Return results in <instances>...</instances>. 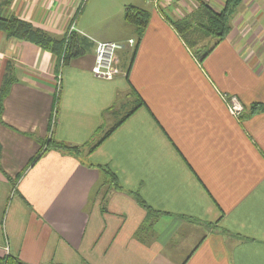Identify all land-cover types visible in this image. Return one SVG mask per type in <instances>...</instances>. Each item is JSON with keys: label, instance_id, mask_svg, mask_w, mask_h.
Returning <instances> with one entry per match:
<instances>
[{"label": "crops", "instance_id": "obj_1", "mask_svg": "<svg viewBox=\"0 0 264 264\" xmlns=\"http://www.w3.org/2000/svg\"><path fill=\"white\" fill-rule=\"evenodd\" d=\"M200 1L135 0L110 13L103 0H0L4 15L91 42L64 65L0 30V88L8 64L17 77L0 115V256L29 264H264V111L241 120L227 101L264 102V0H242L230 31L202 60L170 22ZM129 4L150 11L139 43L124 19ZM104 29L119 34L93 37ZM100 40L124 45L123 73L113 79L92 71ZM136 93L144 104L86 157L108 165L120 189L96 194L101 169L46 146L32 163L50 137L81 145L102 136ZM135 194L163 211L140 237L148 211Z\"/></svg>", "mask_w": 264, "mask_h": 264}, {"label": "trees", "instance_id": "obj_2", "mask_svg": "<svg viewBox=\"0 0 264 264\" xmlns=\"http://www.w3.org/2000/svg\"><path fill=\"white\" fill-rule=\"evenodd\" d=\"M242 0H225V5L221 10H215L209 3L200 1V6L197 10L186 14L180 19H171L170 22L173 24L175 29L180 33L182 38L187 43L188 47L196 53L199 60L209 54L213 46L220 40H222L231 29V19L235 14L238 6ZM6 3H0V30L6 33L10 38H16L20 40L30 41L37 44L50 52L57 54L64 65L69 64L72 59L79 57L87 52L91 46L90 40L81 36L79 33L72 31L64 39H59L42 28L34 26L31 22L21 19L16 15H4L2 13V7ZM124 19L128 24L135 26L138 30L139 40L143 36L145 29L150 20V11L146 8L139 7L136 5L129 4L125 8ZM205 38H211V42L202 47L196 48V45L200 40ZM137 45L134 48V54L137 49ZM194 49V50H193ZM128 76L129 69L125 71ZM17 80L14 74L12 65L8 64L7 72L4 75V80L0 88V115L3 112L4 98L8 95L12 84ZM137 101L131 110L122 118L114 123L108 129H104L102 136L94 137L87 143L81 145H72L64 141H58L52 137L43 141L42 151H40L33 159L36 162L46 149L57 150L62 153L71 154L79 158L83 164L89 167H97L104 172L105 182H101L99 187L95 190L96 194L103 190V193H107L110 189H120L121 186L118 181V177L115 172L104 164H95L86 159L87 154L91 153L92 150L100 144L117 126H119L125 118L135 111L139 106L144 104L142 97L136 93ZM264 111V102H253L250 107L246 108L243 106V111L238 115V118L243 120L250 115ZM100 132L98 130L97 134ZM1 153V144H0ZM107 186L106 189L104 187ZM136 199L140 204L148 211L147 217L141 223L137 236H141V232L152 228L155 221L163 211L155 210L148 206L145 201L138 195L135 194ZM106 210L105 207H103ZM0 264H29L23 261L19 256L7 253L0 256Z\"/></svg>", "mask_w": 264, "mask_h": 264}, {"label": "built area", "instance_id": "obj_3", "mask_svg": "<svg viewBox=\"0 0 264 264\" xmlns=\"http://www.w3.org/2000/svg\"><path fill=\"white\" fill-rule=\"evenodd\" d=\"M128 43L133 45L135 40L129 39ZM123 47L124 45L121 42L114 40L96 41L94 65L92 67L93 73L105 79H113L123 73L118 66V52ZM227 101L235 115L241 114L243 105L236 96L229 97Z\"/></svg>", "mask_w": 264, "mask_h": 264}, {"label": "rangeland", "instance_id": "obj_4", "mask_svg": "<svg viewBox=\"0 0 264 264\" xmlns=\"http://www.w3.org/2000/svg\"><path fill=\"white\" fill-rule=\"evenodd\" d=\"M134 1L135 0H117V2H116L114 0H106V1L103 0L104 4L102 5V9H103V12H104V10H106V11H109L110 13H112V12H115V10L120 9V7H119L120 3H122V2H132L133 3ZM99 10L101 11V7H97V12H99ZM101 26H103V25L101 24ZM107 32L109 33L108 34L109 36H113V37L119 34L117 32V30H106V29H104V31H102V34H93V37L106 36Z\"/></svg>", "mask_w": 264, "mask_h": 264}]
</instances>
